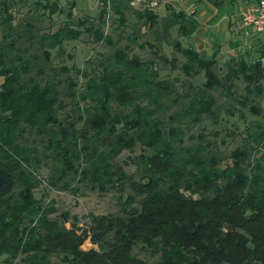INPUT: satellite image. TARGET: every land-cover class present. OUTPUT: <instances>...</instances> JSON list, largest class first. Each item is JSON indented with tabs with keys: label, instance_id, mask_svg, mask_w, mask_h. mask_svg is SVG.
Masks as SVG:
<instances>
[{
	"label": "trees",
	"instance_id": "16d2710c",
	"mask_svg": "<svg viewBox=\"0 0 264 264\" xmlns=\"http://www.w3.org/2000/svg\"><path fill=\"white\" fill-rule=\"evenodd\" d=\"M18 1L0 0V264H264V123L258 120L264 113L247 104L249 93L264 95L260 46L254 60L239 52L219 73L215 52L181 43L196 21L170 4L158 16L128 0H98L96 21L87 24L86 17H72L67 2L65 18L45 28L40 21L61 10L57 1L34 0L36 10L14 21ZM109 10L119 25L132 13L126 38L146 45L150 57L103 33ZM138 23L155 41L171 44L180 63L163 56L157 43L136 42ZM172 26L178 36L168 39ZM82 31L111 45L110 52L85 59L83 67L57 63L63 42ZM156 59L186 79L161 77ZM199 73L200 80L187 78ZM239 78L240 97L232 94ZM220 98L247 106L251 115L246 121L239 111L240 131L223 133L236 143L225 155L220 133L208 140L201 124L218 121ZM136 146L141 152L129 157L139 170L134 180L116 158ZM42 183L45 190L35 196ZM78 185L129 193L118 213L91 215L80 227L45 200L48 189L75 193ZM86 239L95 247L82 249Z\"/></svg>",
	"mask_w": 264,
	"mask_h": 264
},
{
	"label": "rangeland",
	"instance_id": "374dc122",
	"mask_svg": "<svg viewBox=\"0 0 264 264\" xmlns=\"http://www.w3.org/2000/svg\"><path fill=\"white\" fill-rule=\"evenodd\" d=\"M34 0H22L13 4V14L14 21H17L18 16H24L26 12H34L36 9L33 4ZM59 4L60 11H55L51 14L50 20L47 18H43L40 22L42 25L47 28L51 25L55 27L62 19L65 18L64 12L66 9V3L71 2L73 7L72 17L74 19L86 17L87 24L90 22L96 21V12L98 10V0H56ZM221 2L217 4L216 2H212L213 9L215 8V18L209 23V27H206L204 22H200L197 20V16H193L196 21L195 29L198 30V36L202 38V41L206 42L208 54L214 53L215 57V67L217 72L224 71V64H235V61L240 58V54H237L241 51H247V58L249 60H254L256 57V45L258 42L255 41L256 36L251 37L254 33L249 32L248 34H244L243 30H239L236 26L229 27L226 26L227 19H231L237 12V6L239 0H235L232 2L231 0H220ZM208 2L211 3V0H161L159 5L160 8H155L153 10L158 14V16L165 15L167 13V8L165 4H170L173 9H179L180 7H188L192 6L190 9H194L198 11V9L202 8V6H206ZM212 9V10H213ZM27 10V11H26ZM189 10V9H188ZM38 11L41 12V8H38ZM116 14L112 13L110 10L104 16V21L102 24V31L105 34H109L113 41L116 42L117 45H123L128 43L131 46L132 51L138 52L141 56L150 57L149 49L146 45L143 47L137 46L135 43L130 42L126 36L127 33L134 28V16L130 11L125 12L126 22L123 25H119L116 18ZM236 16V15H235ZM232 21V19H231ZM232 23V22H231ZM140 26L139 36L136 39V42H143L145 40L153 43H157L160 47V51L163 56L167 58H171L172 56L176 58V63L179 64L183 59L180 53L176 52L171 44L167 43L164 40L157 42L154 40L153 32L151 29L145 28L142 24L138 23ZM205 25V26H204ZM232 25V24H231ZM250 36H247L251 34ZM178 34L175 31V26L170 27L168 39H173L177 37ZM118 37V39H116ZM251 37V38H250ZM180 41L182 44H188L190 39L186 36H181ZM251 41V42H249ZM213 44V46L211 45ZM258 46V45H257ZM261 46V45H259ZM111 45H107L102 40L95 41L93 36L85 31H82L80 35L76 39L67 40L63 42V54L61 56H57V63H65L67 65L74 64L78 67H83L86 64L85 59L94 60V58H98L102 54H106L110 52ZM55 49H52V54H54ZM69 53L70 56L66 54ZM232 57V58H230ZM246 60V59H245ZM248 62V60L246 61ZM156 67L158 68L159 75L161 77H177L179 81L185 80L186 76L177 68L171 67L170 64L163 63L160 60L156 59ZM191 78L192 81L194 79L200 80L202 78V74L199 73L196 77H187ZM1 80V77H0ZM195 81V80H194ZM232 87L233 96H242L244 93L243 84L241 78L238 80H234ZM179 88L177 87V90ZM249 104L251 101L255 102L260 106L261 111L264 113V95L255 94L251 92L248 94ZM222 101V103H220ZM218 103L221 105L217 110L218 121L215 123H209L208 121H204L201 123L203 125V133L206 136V139L212 140V133L217 132L220 133L218 135V139H224V145L221 148L222 153L225 155L233 146H235V142L231 141L230 138L223 136L224 132H227L228 129L237 128V131H240L242 126L245 124L243 121V117L241 118L238 114L239 111L244 113V118L246 121L249 116V112L247 111V106H240L234 100L220 98ZM234 105V107H233ZM232 111L231 113H228ZM258 120L264 123V117L258 116ZM227 126V127H226ZM199 132L198 128L194 127L191 129V134H196ZM187 135V134H186ZM218 139L215 141L218 143ZM185 143L188 142L187 137L185 136ZM141 152L138 146L134 147L131 152L122 151L116 158L117 163L122 166V169L126 174H131L132 179H136L139 175L138 167L131 162L129 157L135 159L136 155ZM128 157V158H127ZM44 175V172H42ZM45 190L44 184L35 190V196H39L41 192ZM129 193L127 188L117 191V190H109L105 193H98L96 191L90 190L87 187H83L78 185V190L75 193H69L65 191H59L55 189L47 190V197L45 200H51L56 209V212L66 211L69 215H72V218H75V222L80 227H86L89 224V219L91 215L97 214H106V213H118L119 208V200L121 197L123 198L126 194ZM68 223L66 224V226ZM90 247H95L91 245L89 241L86 239L81 245L82 249H87ZM134 252L137 253L138 257L145 258V255L140 252L137 248L134 249ZM10 264H13L11 262Z\"/></svg>",
	"mask_w": 264,
	"mask_h": 264
},
{
	"label": "built area",
	"instance_id": "2783aa9c",
	"mask_svg": "<svg viewBox=\"0 0 264 264\" xmlns=\"http://www.w3.org/2000/svg\"><path fill=\"white\" fill-rule=\"evenodd\" d=\"M161 0H128V5L134 9L146 8L155 10ZM234 26L244 33H257L262 39L259 61L264 62V0H254L238 12Z\"/></svg>",
	"mask_w": 264,
	"mask_h": 264
},
{
	"label": "crops",
	"instance_id": "0c3cea01",
	"mask_svg": "<svg viewBox=\"0 0 264 264\" xmlns=\"http://www.w3.org/2000/svg\"><path fill=\"white\" fill-rule=\"evenodd\" d=\"M167 1V0H166ZM232 2H235V0H231ZM252 1L254 0H239L237 1L238 2V6H237V12L234 13L235 15L231 18V19H227V24L226 26H228V28L231 26L233 27V23L235 22L236 18L238 17V12L241 10V8H243L244 6H246L247 4L251 3ZM212 2H216L217 4H219L221 1L220 0H211V3L208 2L207 4V7L206 6H202V8L198 9V11H195L194 9H190L192 8L191 5H189L188 7H180L179 9L183 10L184 12L186 13H192L194 16H197V20H199L200 22H204L206 27H209V23L215 18V8L213 9V3ZM163 5V4H162ZM161 4L158 6L160 8V6H162ZM164 6V5H163ZM162 6V8H163ZM157 7V8H158ZM158 8V9H159ZM189 9V10H188ZM213 9V10H212ZM232 22V23H231ZM232 24V25H231ZM204 25V26H205ZM198 30L199 29H194L192 31V33L188 36V39H190L188 45L192 46L194 49L196 50H199V51H202L204 52L205 54H208L206 52L207 50V47L205 46L206 45V42L205 41H202V38H200V36H198ZM244 32V31H243ZM252 32V31H250ZM249 33V32H248ZM247 33V34H248ZM254 34L252 35L249 34L247 36H250L252 35L251 37H254L256 36V39L255 41L258 42V46L260 45V43L262 42V39L259 35H257V33L253 32ZM246 34V33H244ZM250 37V38H251ZM251 42V41H249ZM211 45L213 46V44L211 43ZM256 45V48H258V46ZM242 52V51H241Z\"/></svg>",
	"mask_w": 264,
	"mask_h": 264
}]
</instances>
